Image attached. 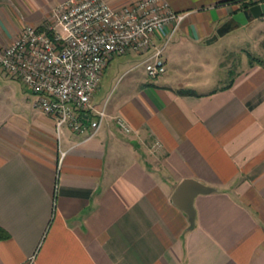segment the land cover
I'll return each mask as SVG.
<instances>
[{
  "label": "crops",
  "instance_id": "crops-1",
  "mask_svg": "<svg viewBox=\"0 0 264 264\" xmlns=\"http://www.w3.org/2000/svg\"><path fill=\"white\" fill-rule=\"evenodd\" d=\"M64 1L0 0V45ZM161 4L182 15L175 46L208 40L237 11L230 0ZM166 49L165 71L129 82L88 138L57 128L19 80L0 81V264H264V63L198 91L172 78ZM129 53L145 56L118 55ZM184 179L213 188L194 198L192 227L171 199Z\"/></svg>",
  "mask_w": 264,
  "mask_h": 264
},
{
  "label": "built area",
  "instance_id": "built-area-1",
  "mask_svg": "<svg viewBox=\"0 0 264 264\" xmlns=\"http://www.w3.org/2000/svg\"><path fill=\"white\" fill-rule=\"evenodd\" d=\"M182 15L172 13L161 0H141L115 7L107 0H65L51 17L26 26L8 45H0V68L34 93V106L86 138L93 136L108 116L105 104L92 99L104 68L114 55L145 54L149 77L165 71L163 51L176 32ZM161 38V44L155 42ZM115 121L124 132L131 127Z\"/></svg>",
  "mask_w": 264,
  "mask_h": 264
},
{
  "label": "rangeland",
  "instance_id": "rangeland-1",
  "mask_svg": "<svg viewBox=\"0 0 264 264\" xmlns=\"http://www.w3.org/2000/svg\"><path fill=\"white\" fill-rule=\"evenodd\" d=\"M242 2L236 3L237 10L244 8ZM179 34L182 33L176 30L166 45V53L175 47L174 57L167 61V71L175 81L198 91L228 83L237 71L248 65V53L264 58V16L239 24L210 43L204 39L199 43L185 40L175 46ZM140 60L134 53L116 55L110 60L108 73L97 97V101L101 102L100 107L105 104L106 109H109L129 82L149 79L144 66L137 65ZM16 80L0 68L2 83L7 85L12 82L17 86Z\"/></svg>",
  "mask_w": 264,
  "mask_h": 264
},
{
  "label": "water",
  "instance_id": "water-1",
  "mask_svg": "<svg viewBox=\"0 0 264 264\" xmlns=\"http://www.w3.org/2000/svg\"><path fill=\"white\" fill-rule=\"evenodd\" d=\"M261 16H264V2L254 3L248 8H244L233 14L232 19L234 20V24L232 22L225 23L216 30V33L207 42L223 35L232 26H238L239 24L248 22L252 18ZM212 190V187L193 179L182 180L174 189L171 196L172 202L186 213L190 227L195 222L194 198L198 194L208 193Z\"/></svg>",
  "mask_w": 264,
  "mask_h": 264
},
{
  "label": "trees",
  "instance_id": "trees-1",
  "mask_svg": "<svg viewBox=\"0 0 264 264\" xmlns=\"http://www.w3.org/2000/svg\"><path fill=\"white\" fill-rule=\"evenodd\" d=\"M230 1L235 2V3L243 1L241 3L243 5V7H249L252 4L257 3L256 1H252V0H230ZM238 10H240V9H238ZM232 28H233V26H232ZM248 56H249V62H248L249 64H252L254 62L264 63V58L253 56L250 53H248ZM232 79H233V77L229 80L227 86L231 85ZM179 93L180 94H194L195 92L191 89H182L179 91ZM7 237H9L8 232L0 226V239H4Z\"/></svg>",
  "mask_w": 264,
  "mask_h": 264
},
{
  "label": "flooded vegetation",
  "instance_id": "flooded-vegetation-1",
  "mask_svg": "<svg viewBox=\"0 0 264 264\" xmlns=\"http://www.w3.org/2000/svg\"><path fill=\"white\" fill-rule=\"evenodd\" d=\"M244 8H246V7H244ZM244 8H242V9H244ZM242 9H240V10H242ZM240 10L235 11L234 14H235L236 12L240 11ZM230 22H234V20H231Z\"/></svg>",
  "mask_w": 264,
  "mask_h": 264
}]
</instances>
